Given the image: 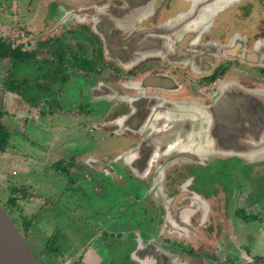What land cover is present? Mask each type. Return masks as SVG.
Returning <instances> with one entry per match:
<instances>
[{
  "label": "flooded vegetation",
  "instance_id": "flooded-vegetation-1",
  "mask_svg": "<svg viewBox=\"0 0 264 264\" xmlns=\"http://www.w3.org/2000/svg\"><path fill=\"white\" fill-rule=\"evenodd\" d=\"M182 2L186 3L183 9L185 14L180 16L174 7ZM219 2L220 0H47L42 2L46 3V8L40 23L37 21L42 6L31 17L26 15L25 21L36 24V34H41L47 27L44 31L46 36L38 39L32 50L26 49L23 43L27 38V31L20 29L13 39L3 37L28 56L20 60L18 70L25 68L27 75L32 74V78L27 75L23 78L24 75L21 76L18 71L15 74L16 89L13 90L5 85V80L10 76L7 73L4 88L18 96H14V103L19 109H27L23 105L25 103L34 107L36 112L33 114L37 113L39 117L33 118L32 121L37 122L33 125L40 124L37 125L39 129L42 126L45 128L47 120L43 121V118L51 112L53 116L69 115L75 118L78 129L87 133L96 128L120 133L123 139L132 141L123 157L129 167H134L137 179L147 187L144 199L138 201L143 202L149 210L142 211L146 218L144 224L135 223L134 210L123 224V230L132 233V239L138 234L135 236L136 245L130 251L137 264H158L157 255L160 251L166 254L161 264H264V254L257 250V237L245 240L246 229L242 233V226L258 222L257 218L245 220L247 214L244 218L238 215L239 211L245 212L247 209L243 204L246 202L245 194L231 196L222 184L208 186L206 180L205 187L194 188V182L198 184L195 168L198 160L172 161V155L160 157L161 154L152 159L145 144L137 147L151 131L139 120V98L143 96L164 99L170 106L173 102L182 100L213 103L232 89L234 83L235 88L257 90V93L264 90V0H222L224 6H220ZM96 7H102L108 12L110 10L116 16L111 17L115 19L118 28V33H114L116 39L118 36L134 33L133 22L143 33L146 42L154 37L156 43L165 47L173 40L166 34V24L175 19V23H180L183 27L186 17L198 9L196 15L187 20V33L193 36L196 32L198 36L201 32L198 42L209 44L208 56L198 69L190 63L170 62L159 52H150V48L145 51L144 48L141 50L137 47V52L134 53L139 55L137 59H133L128 65L121 64L119 60L110 57L105 39L97 29L99 17L97 18ZM212 19L214 22L206 27ZM152 27L155 28L152 31L154 34H147ZM137 36L141 38L140 35ZM119 45V41L115 42L116 47ZM122 50H126L125 45H122ZM157 77L162 78L161 82L156 80ZM79 79L82 82L97 80V83L87 82L83 87ZM67 83H77L78 92H86L95 103L111 101V112L100 119L90 116V110H80L77 104L73 110H65L61 106L64 98L61 96V88ZM158 83L171 88L155 86ZM130 99L138 101L133 103ZM4 109L6 112L1 118L9 114V110ZM210 110L204 133L211 136L214 129L212 121L215 119L212 109ZM3 124L10 130L5 121ZM58 128L66 129L64 125ZM188 128L189 125L181 126L177 132L182 131L185 135ZM26 129L28 126L25 122ZM47 130L50 131V127ZM237 147L240 148V145ZM6 149L0 151L5 152ZM117 157H122V154ZM224 157L225 155H217L216 158L220 161ZM114 158L92 156L82 160L78 169L74 164L70 169L76 173L95 170L98 174L112 176L118 182L116 170L111 165ZM247 163L252 165L251 161ZM204 166H207L206 163ZM168 183L175 184L177 188L169 190L166 188ZM14 190L20 193L18 186L12 187L11 191ZM150 191L153 193H149ZM178 194V201L174 202V197ZM185 194L198 197L195 208L185 205L190 200ZM11 197L13 195L7 198V203L3 200V207L14 220L20 217L16 213L19 205L18 202L13 204ZM22 197L26 196L22 194ZM18 222L24 232L23 221L18 219ZM263 225L264 219L261 227ZM106 227L108 226L104 228L105 234L108 229ZM123 233L119 232L116 238L121 239ZM54 234L52 233L50 240ZM29 238L32 239V236ZM56 246L62 247V252L57 256L53 253L45 255L46 253H42L43 248L41 249L43 258L40 259L45 264H111L106 263L98 253L87 255L86 258L83 256L85 248L82 246H78L80 250L74 249L75 252L70 257L67 252L73 247L72 244Z\"/></svg>",
  "mask_w": 264,
  "mask_h": 264
},
{
  "label": "rangeland",
  "instance_id": "rangeland-1",
  "mask_svg": "<svg viewBox=\"0 0 264 264\" xmlns=\"http://www.w3.org/2000/svg\"><path fill=\"white\" fill-rule=\"evenodd\" d=\"M45 1L47 0H0V36L13 39L20 29L27 31L28 35L23 43L26 49L32 50L37 40L46 36L44 31L47 27L41 34H36L38 31L36 24L25 21L26 15L31 17V14L36 13L42 6L38 17L39 21H37L40 23L45 15L46 3H42ZM219 4L224 6L222 0ZM260 9L263 12L262 7ZM212 22L214 19L206 27H209ZM9 64L10 59H0V91L5 99L2 105L0 102V106L9 110L4 121L12 131L7 151H0V203L2 205L4 201L7 203V198L10 195L16 197L19 205L18 208L16 207L18 211L16 213L20 215L19 220L21 222L24 216L32 220L27 233L32 234V239L36 242L30 239L22 229L21 232L40 258H43L40 252L44 247L72 244L73 247L67 252L68 257L75 252L74 249L82 246L83 249L85 248L83 256L86 258H88L87 255L98 253L106 263L137 264L130 251L136 245L137 237L135 236L138 234H135L132 239V233L123 230V224L128 221L127 216L133 210L135 211L133 217L135 223L144 224L146 218L142 211H145L143 209H147V207L138 200L144 199L147 187L137 179L134 167H129L123 157V153L125 154L129 150L127 147L131 146L132 141L123 139L120 133L96 128L87 133L85 130L78 129L75 118H71L69 115L56 114L53 116L51 112H48L47 116L43 118V121L47 120L44 124L45 128L42 126L39 129L37 125L40 124L33 125L37 123L32 121L33 118L39 117L37 113L33 114L35 111L33 106L25 103L23 105L27 109L22 110L16 107V103L8 100L11 96L18 97L15 93L4 88ZM18 71L25 78L27 75L25 68L17 70V73ZM27 76L32 78V74ZM78 81L83 87L87 82L97 83V80L82 82L79 79ZM79 82L77 83L79 84ZM24 83L26 84L27 81ZM77 83H67L61 88V96H64L61 101L62 108L73 110L77 104L80 110H90V116L100 119L111 112V101L104 100L95 103L90 100V95L86 92L84 94L78 92ZM249 91L257 93V90L250 89ZM261 92L264 94V90ZM163 101L165 102L160 98L155 101L153 112L163 111ZM31 108H33L32 111ZM183 109L185 108L183 107ZM178 114V111L171 110L170 114L162 115V120L166 125H170L171 129L176 130L180 123L174 118L180 117ZM25 118L28 120L26 121ZM24 121L28 126L26 130ZM193 123L192 119L183 123L184 127L192 125L194 133L188 131L185 136H180L175 149L182 147L188 152L193 150L198 155V149L202 152L204 146H200L197 140V138L202 139V136L195 132L201 131L202 127L195 126ZM61 125H64L66 129L58 128ZM47 127H50V131L47 130ZM147 137L139 142L137 147H142V144L147 142ZM124 148L126 149L123 150ZM261 151L247 155L234 152H214V150L210 153H202L204 157L200 155L197 159L198 163L195 165L198 184L195 181L194 188L205 187L204 181L206 180L208 186L222 184L231 196L236 197L238 193L245 194L246 202L243 204L247 209L245 212L239 211L238 215L244 218L247 214L245 220L257 218L258 222L253 221L242 226V233L246 229L245 240L250 241L252 237H257V250L260 254H264V225L261 227V221L264 219V146ZM119 154H122V157L118 158ZM171 155L173 157L175 154ZM217 155H225V157L218 161ZM92 156L104 159L108 156L115 157L111 165L116 170L118 182L112 176L98 174L95 170L76 173L70 169L73 164L78 169L81 167L82 160L85 161ZM184 159L192 160V158ZM179 160L181 159L172 158V161ZM247 161H251L252 165H248ZM205 163L207 166H204ZM15 186L19 187L20 193L11 191ZM166 188L172 190L177 187L175 184L168 183ZM21 193L26 197H22ZM179 196L180 194L176 195L173 201L177 202ZM184 196L190 197L185 205L189 204L195 208L194 204H198L195 203L198 201V197L193 194ZM147 212H149L148 209ZM105 226H108L106 234ZM119 232H124L121 239L116 238ZM52 233L55 234L50 240ZM224 239L226 240V238ZM225 244L229 245V242ZM45 255H50V253Z\"/></svg>",
  "mask_w": 264,
  "mask_h": 264
},
{
  "label": "water",
  "instance_id": "water-1",
  "mask_svg": "<svg viewBox=\"0 0 264 264\" xmlns=\"http://www.w3.org/2000/svg\"><path fill=\"white\" fill-rule=\"evenodd\" d=\"M185 4V2H182V4L176 8L180 16L185 14L183 11ZM95 11L97 18L99 17L97 29H99L98 31L105 39L106 46L111 53L110 57L119 60L121 64L128 65L133 59H137L139 55H134V53L137 52V47H140L141 50L144 48L145 51L147 48H150V52H159L164 59L170 62H181L182 64L190 63L198 69L204 64V59L208 56L209 44L206 42L202 43L201 41L198 42V38L200 39L201 37V32L198 36L196 32H194L195 34L193 36L187 33V20L193 18L198 9L193 14L186 17L183 27L180 23L176 24L175 19L166 24V29L168 31L166 34L173 39L167 44V47L156 43L154 37L146 42L143 33L135 27L133 22L132 26H134L135 32L118 36L116 39L114 33H118V28L115 19L113 20L111 18L112 16H116L111 14L110 10L108 12V10H104L102 7H96ZM100 11H103L102 16ZM154 29L155 28L152 27L150 29L151 31H147V34H154L152 32ZM203 29L204 27H202V31ZM137 35H140L141 38ZM118 41L120 45L116 47L115 42ZM122 45L126 46V50H122ZM162 51H164V54H162ZM156 80L161 82L162 78L157 77ZM232 85V89L228 90L220 99L213 103L199 100H192L193 102H189L190 100H182L173 102L172 105L168 106L166 101H163L164 108L163 111L160 112H157V110L153 112L152 110L155 101L159 98H152L150 95L139 98L142 104H139V106L142 107L139 120L151 130L146 139L147 142L144 144L148 147L150 151L149 155H152V159L154 157L157 158L160 154L161 156L164 154L167 156L175 154L173 157L177 159L185 160L184 158L189 157L197 160L200 155L204 157V153H210L212 150H214V152H234L245 155L255 151V153L262 152L261 149L264 146V94L261 90H259V93L255 94L254 91L246 90L243 87L235 88V83ZM155 86L171 88V86L164 83H158V85ZM136 100L138 101V99H130L133 103H135ZM183 107L185 109H183ZM210 109H212V113H214L213 116L215 120L212 121L214 129L211 136L207 135L211 138V142L202 148L204 151L200 152L198 149L199 154L197 155L193 150H189L188 152V150L182 147H177L175 149L178 138L186 135L182 134V131L177 132V130L183 126V123L188 119H192L195 126L202 127V129L204 126L207 129L208 117L211 112ZM171 110L178 111V116H180L174 118L180 123L176 130L171 129L172 127L166 125L162 120V115L170 114ZM192 128V125L189 126L188 131L194 133ZM196 133L199 132H195V134ZM197 140L201 146L200 140L198 138ZM238 145H240V148L237 147ZM173 150L177 151L175 152ZM164 254L165 253L160 251L157 255V257H159L158 264L162 263V259L166 255ZM0 264H45L31 248L26 237L1 203Z\"/></svg>",
  "mask_w": 264,
  "mask_h": 264
},
{
  "label": "trees",
  "instance_id": "trees-1",
  "mask_svg": "<svg viewBox=\"0 0 264 264\" xmlns=\"http://www.w3.org/2000/svg\"><path fill=\"white\" fill-rule=\"evenodd\" d=\"M24 57L26 58L28 56L22 53L21 51H18L17 48L13 47L11 43H8L6 40L3 39L2 36H0V59H6V58L10 59L8 74L11 77L5 80V85H7L13 90L16 89L15 86L17 79L15 74L17 75V70L19 68L20 60L23 59ZM1 116L2 113H0V149L5 150L11 138V131L7 129V127L3 124L1 120ZM14 192H16V190H14ZM11 202L13 204H16L17 203L16 197H11ZM18 219H20V217L14 218V222L17 225V227L20 229ZM21 220L23 221V225H24V233L30 237L31 234L27 232H29V229L32 224V220L26 218L25 216ZM61 252H62V247L60 246L44 247L42 250V253H50V255L51 253H53L55 256H57Z\"/></svg>",
  "mask_w": 264,
  "mask_h": 264
},
{
  "label": "crops",
  "instance_id": "crops-1",
  "mask_svg": "<svg viewBox=\"0 0 264 264\" xmlns=\"http://www.w3.org/2000/svg\"><path fill=\"white\" fill-rule=\"evenodd\" d=\"M178 6H175L174 8H178ZM214 18H215V16H214ZM185 99H188V98H185ZM189 99H191V98H189ZM4 100L5 99H4L3 95H2V91H0V102H1V105L3 104ZM8 100H11L12 102H15L16 101V98L14 96H11V97L8 98ZM144 105H145V103H144ZM138 109H139L138 112H141L142 111V107L141 106H139ZM5 112H6V110L3 107L0 106V113L4 114ZM5 118H6V115L1 118V120H3V123H4ZM205 131H206V129L203 126V129L201 131H198L199 133H196V134H199V135L202 136V139H199V140H200V142H201V144L203 146H205L207 144H210V142H211V138L209 136H207V134H204L203 135V133ZM163 156H167V155L164 154ZM160 157H162V156H160ZM192 159H194V158H192Z\"/></svg>",
  "mask_w": 264,
  "mask_h": 264
}]
</instances>
